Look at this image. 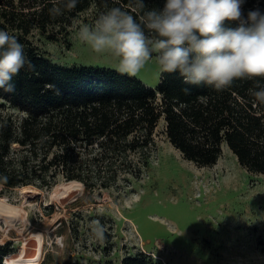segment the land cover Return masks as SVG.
Listing matches in <instances>:
<instances>
[{
  "label": "trees",
  "instance_id": "trees-1",
  "mask_svg": "<svg viewBox=\"0 0 264 264\" xmlns=\"http://www.w3.org/2000/svg\"><path fill=\"white\" fill-rule=\"evenodd\" d=\"M164 2L144 0V10L162 9ZM52 6L51 0H0V30L15 35L35 65L13 77L14 92L0 89L2 188L49 190L60 177L86 189L106 188L133 154L150 152L160 119L167 140L197 167L214 165L225 145L244 169L264 174V104L249 94L252 81L216 91L161 70L152 88L113 68L59 64L36 40L69 44L76 25H93L108 8L137 18L142 10L136 0H78L53 17ZM257 7L264 11V0H247L244 11ZM14 252L12 242L0 243V264ZM120 264L156 263L136 251Z\"/></svg>",
  "mask_w": 264,
  "mask_h": 264
},
{
  "label": "rangeland",
  "instance_id": "rangeland-1",
  "mask_svg": "<svg viewBox=\"0 0 264 264\" xmlns=\"http://www.w3.org/2000/svg\"><path fill=\"white\" fill-rule=\"evenodd\" d=\"M80 26L70 31L69 44L36 45L65 66L116 69L109 55L79 40ZM160 71L153 58L136 78L154 88ZM153 141L150 152L133 154L106 188L86 189L61 177L49 190L0 185V199L16 213L0 216V243L15 247L8 259L120 264L141 251L156 264H264V174L244 169L225 145L214 165L197 167L167 140L161 119ZM93 220L106 229L102 241L91 232Z\"/></svg>",
  "mask_w": 264,
  "mask_h": 264
},
{
  "label": "clouds",
  "instance_id": "clouds-1",
  "mask_svg": "<svg viewBox=\"0 0 264 264\" xmlns=\"http://www.w3.org/2000/svg\"><path fill=\"white\" fill-rule=\"evenodd\" d=\"M247 0H165L162 9H146L136 0L142 14L122 7L101 13L94 25L79 27L78 38L116 62L121 75L136 77L155 58L163 72L176 73L186 85H207L216 91L235 80L252 81L249 94L264 104V11H244ZM53 17L77 6L78 0H51ZM235 26H232V25ZM28 66L24 45L15 35L0 30V89L14 92L13 77ZM186 91L190 89H185ZM6 182V176H0ZM97 240L106 229L99 220L90 222Z\"/></svg>",
  "mask_w": 264,
  "mask_h": 264
},
{
  "label": "bare ground",
  "instance_id": "bare-ground-1",
  "mask_svg": "<svg viewBox=\"0 0 264 264\" xmlns=\"http://www.w3.org/2000/svg\"><path fill=\"white\" fill-rule=\"evenodd\" d=\"M74 184V183H72ZM16 215L15 211H12V207L6 204L2 199H0V216H6L9 218H13ZM35 257L33 255L26 256L23 258H13V260L5 258L4 262L6 264H32Z\"/></svg>",
  "mask_w": 264,
  "mask_h": 264
},
{
  "label": "water",
  "instance_id": "water-1",
  "mask_svg": "<svg viewBox=\"0 0 264 264\" xmlns=\"http://www.w3.org/2000/svg\"><path fill=\"white\" fill-rule=\"evenodd\" d=\"M5 263V262H4ZM6 264V263H5Z\"/></svg>",
  "mask_w": 264,
  "mask_h": 264
}]
</instances>
